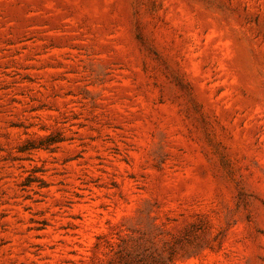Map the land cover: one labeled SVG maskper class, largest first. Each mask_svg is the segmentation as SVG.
<instances>
[{
	"label": "rangeland",
	"instance_id": "obj_1",
	"mask_svg": "<svg viewBox=\"0 0 264 264\" xmlns=\"http://www.w3.org/2000/svg\"><path fill=\"white\" fill-rule=\"evenodd\" d=\"M0 264H264V0H0Z\"/></svg>",
	"mask_w": 264,
	"mask_h": 264
}]
</instances>
